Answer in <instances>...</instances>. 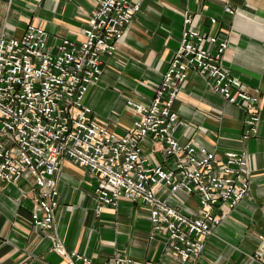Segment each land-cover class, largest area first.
<instances>
[{"label":"built area","instance_id":"1","mask_svg":"<svg viewBox=\"0 0 264 264\" xmlns=\"http://www.w3.org/2000/svg\"><path fill=\"white\" fill-rule=\"evenodd\" d=\"M143 2L102 0L82 41L52 45L48 33L34 25L19 39L0 32V186L32 179L33 226L54 241V251L66 264L158 263L121 253L95 262L52 238L59 208L56 174L65 160L98 180V213L125 201L147 209L151 238L164 237L165 255H175L177 264H196L223 219L251 191L246 151L220 158L175 136L179 115L174 106L191 73H199L214 92L247 113L244 140L257 136L261 123L258 94L249 93L223 65L229 39L194 27L192 15L185 17L180 47L153 99L127 101L136 113L132 127L118 134L95 118L86 97L102 79L104 58L114 55ZM225 12L236 14L229 6ZM146 142L152 146L149 153ZM181 193L196 195L197 207L183 211L172 205L171 199L186 204ZM260 240L251 258L264 264V236Z\"/></svg>","mask_w":264,"mask_h":264},{"label":"crops","instance_id":"2","mask_svg":"<svg viewBox=\"0 0 264 264\" xmlns=\"http://www.w3.org/2000/svg\"><path fill=\"white\" fill-rule=\"evenodd\" d=\"M102 0H0V32L22 38L29 26L44 29L50 44L63 39L82 41L88 21ZM235 9L229 15L225 7ZM202 32L229 39L224 67L258 94L261 123L258 134L244 140L247 113L214 92L210 82L191 73L181 85L174 109L179 115L175 136L215 152L249 156L251 191L218 226L196 264H260L251 257L264 236V0H144L140 12L117 43L113 56L104 58L103 76L86 97L94 116L118 134L133 125L136 113L127 101L149 102L178 51L186 15ZM211 19L217 23L212 25ZM149 153L150 142L144 143ZM160 156V159L157 158ZM164 163L160 154H155ZM59 208L52 238L102 262L121 253L137 260L177 264L165 255V238L152 239L147 209L122 202L117 209L97 212L96 177L81 166L63 161L56 174ZM34 184L31 178L18 185L0 186V264H66L54 241L35 229ZM186 204L170 203L186 211L196 208L197 196L181 193Z\"/></svg>","mask_w":264,"mask_h":264},{"label":"rangeland","instance_id":"3","mask_svg":"<svg viewBox=\"0 0 264 264\" xmlns=\"http://www.w3.org/2000/svg\"><path fill=\"white\" fill-rule=\"evenodd\" d=\"M158 159H160V156H157Z\"/></svg>","mask_w":264,"mask_h":264}]
</instances>
